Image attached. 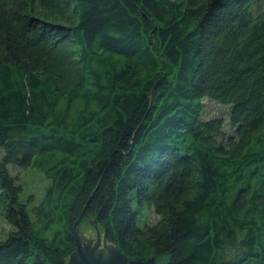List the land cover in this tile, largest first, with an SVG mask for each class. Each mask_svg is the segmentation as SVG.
I'll use <instances>...</instances> for the list:
<instances>
[{
  "label": "trees",
  "instance_id": "16d2710c",
  "mask_svg": "<svg viewBox=\"0 0 264 264\" xmlns=\"http://www.w3.org/2000/svg\"><path fill=\"white\" fill-rule=\"evenodd\" d=\"M0 147V264H63L79 215L127 259L264 264V0H0ZM10 164L50 179L35 220Z\"/></svg>",
  "mask_w": 264,
  "mask_h": 264
},
{
  "label": "rangeland",
  "instance_id": "374dc122",
  "mask_svg": "<svg viewBox=\"0 0 264 264\" xmlns=\"http://www.w3.org/2000/svg\"><path fill=\"white\" fill-rule=\"evenodd\" d=\"M229 106L223 103L217 102L209 97L203 98V118H211L222 116L225 120V126L228 132L231 131L228 123ZM4 154L3 148L0 147V159ZM11 175L16 177V183L21 185L20 199L27 202L29 195H32V199L27 202V210L32 220H35V215L32 207L37 205L43 198L46 187L50 183V179L41 173L36 167H15L8 165ZM144 207H148L146 204ZM144 215V214H143ZM158 219V215L150 210L147 214V221L153 223ZM14 227L8 224L3 217H0V240H5L8 236V232ZM79 234L82 239L91 241L95 239V232L88 227L82 226L78 228Z\"/></svg>",
  "mask_w": 264,
  "mask_h": 264
},
{
  "label": "water",
  "instance_id": "95a60500",
  "mask_svg": "<svg viewBox=\"0 0 264 264\" xmlns=\"http://www.w3.org/2000/svg\"><path fill=\"white\" fill-rule=\"evenodd\" d=\"M80 217L79 215L73 227L76 248L64 259L63 264H157L152 257L127 259L112 243L106 241L95 226L96 217L93 220L95 239L91 241L82 239L78 231Z\"/></svg>",
  "mask_w": 264,
  "mask_h": 264
}]
</instances>
